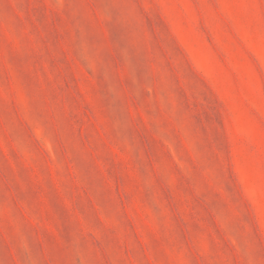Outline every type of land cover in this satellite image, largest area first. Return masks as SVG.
<instances>
[{
	"label": "rangeland",
	"instance_id": "374dc122",
	"mask_svg": "<svg viewBox=\"0 0 264 264\" xmlns=\"http://www.w3.org/2000/svg\"><path fill=\"white\" fill-rule=\"evenodd\" d=\"M0 264H264V0H0Z\"/></svg>",
	"mask_w": 264,
	"mask_h": 264
}]
</instances>
